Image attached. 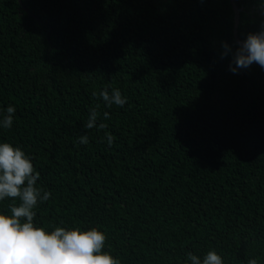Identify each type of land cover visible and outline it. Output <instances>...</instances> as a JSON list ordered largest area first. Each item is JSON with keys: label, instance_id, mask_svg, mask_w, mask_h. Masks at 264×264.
Here are the masks:
<instances>
[{"label": "trees", "instance_id": "16d2710c", "mask_svg": "<svg viewBox=\"0 0 264 264\" xmlns=\"http://www.w3.org/2000/svg\"><path fill=\"white\" fill-rule=\"evenodd\" d=\"M20 2L0 0V114L16 108L0 143L20 147L51 193L36 226L96 227L120 264L208 251L264 264V75L221 58L222 42L237 46L229 0ZM236 3L241 41L264 23V0ZM105 88L127 103L93 97Z\"/></svg>", "mask_w": 264, "mask_h": 264}, {"label": "clouds", "instance_id": "9594fccd", "mask_svg": "<svg viewBox=\"0 0 264 264\" xmlns=\"http://www.w3.org/2000/svg\"><path fill=\"white\" fill-rule=\"evenodd\" d=\"M236 1V0H235ZM237 4V3H236ZM221 58L232 57L229 70L234 74L257 64L264 69V23L260 30L248 33L237 42L235 50L227 42H222ZM93 97L102 99L107 107H123L127 103L118 88L93 92ZM97 104L89 110L85 127L97 126L101 114ZM16 108L9 105L0 114V127L10 129ZM103 112V119H110ZM100 129L107 128L104 123ZM109 147L115 137L105 134ZM80 144H88V136L78 138ZM40 173L34 168L31 158L20 147L0 143V202L11 199L8 204L10 214H0V264H120L109 252L104 251L106 235L96 227L82 231L79 227L66 229L54 227L48 231L34 223L37 216L34 209L39 202L47 201L51 193L37 187ZM187 260L191 264H224V260L215 251H208L203 259L189 252ZM247 264H258L257 258H249Z\"/></svg>", "mask_w": 264, "mask_h": 264}, {"label": "water", "instance_id": "95a60500", "mask_svg": "<svg viewBox=\"0 0 264 264\" xmlns=\"http://www.w3.org/2000/svg\"><path fill=\"white\" fill-rule=\"evenodd\" d=\"M17 3H18L19 6H21L20 0H17ZM229 5H230L231 11L233 13L232 32H233L234 42H235V44H237L238 39L236 37V29H237V26H238V23H239V12L241 11V9L237 6L235 0H229ZM263 75H264V69H263Z\"/></svg>", "mask_w": 264, "mask_h": 264}]
</instances>
